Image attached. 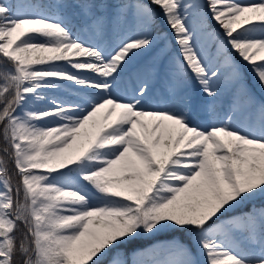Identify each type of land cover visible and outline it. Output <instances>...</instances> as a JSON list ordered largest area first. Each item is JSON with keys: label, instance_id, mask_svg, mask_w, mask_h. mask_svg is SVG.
Masks as SVG:
<instances>
[{"label": "snow or ice", "instance_id": "1", "mask_svg": "<svg viewBox=\"0 0 264 264\" xmlns=\"http://www.w3.org/2000/svg\"><path fill=\"white\" fill-rule=\"evenodd\" d=\"M0 264H264V0H0Z\"/></svg>", "mask_w": 264, "mask_h": 264}, {"label": "rangeland", "instance_id": "2", "mask_svg": "<svg viewBox=\"0 0 264 264\" xmlns=\"http://www.w3.org/2000/svg\"><path fill=\"white\" fill-rule=\"evenodd\" d=\"M28 2V1H27ZM31 3H37L36 1H30ZM47 2L44 1L43 3ZM132 2H134V0H132ZM244 2H248V0H244ZM155 11L157 13V23L158 25L161 24L163 25L162 29L164 31L167 32V35L170 39V48H171V51L169 52V56H178L179 55V49H178V46L175 42V39L172 35V31L168 28L167 24L164 22V17H163V14L162 12L160 11V9H157L155 8ZM214 29H216L220 35L222 36L223 35V31L220 29V28H217V27H213ZM125 34H128L127 32ZM118 42V39L116 36H112L110 39H105L104 43L106 45H114L115 43ZM212 50L214 51V46L213 45H209ZM156 52H157V49L154 48L152 52H149V53H145V54H140L139 56L137 57H134L133 60L130 62L129 66H128V69H127V72L125 74H122L124 79L126 80L127 79V73H134L137 69L139 68H142L144 67L145 65L151 63V61L153 60V58L156 56ZM237 59L239 60V58L237 57ZM243 63V62H241ZM244 68H245V75L249 81V84L250 85H253L255 84V81H254V77H253V74L251 72V69L245 64L244 65ZM193 86L195 87V82L193 81ZM70 90L69 89H61L59 91H56V92H49L48 95L49 96H61L62 98H69L67 95H65V93L69 92ZM253 91L255 92L256 96L257 97H260L261 96V92L258 88H253ZM120 95H123V91H121L119 93ZM223 100V98H221ZM165 237H161L160 239H164Z\"/></svg>", "mask_w": 264, "mask_h": 264}, {"label": "trees", "instance_id": "3", "mask_svg": "<svg viewBox=\"0 0 264 264\" xmlns=\"http://www.w3.org/2000/svg\"><path fill=\"white\" fill-rule=\"evenodd\" d=\"M28 2H30V1H36L37 3H43L44 1H46V0H27ZM157 9H159L158 7H157ZM209 19H211V17L209 16ZM159 26L162 28L163 27V25H161V24H159ZM212 27H217V28H219V25H217L214 21L212 22ZM257 203H259V201L257 202ZM151 241H149V243H150Z\"/></svg>", "mask_w": 264, "mask_h": 264}]
</instances>
